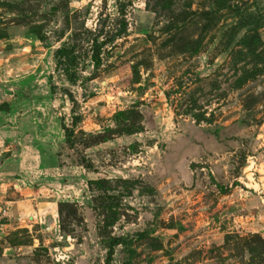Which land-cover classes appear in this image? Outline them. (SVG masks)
<instances>
[{"label": "rangeland", "instance_id": "rangeland-1", "mask_svg": "<svg viewBox=\"0 0 264 264\" xmlns=\"http://www.w3.org/2000/svg\"><path fill=\"white\" fill-rule=\"evenodd\" d=\"M264 264V0H0V264Z\"/></svg>", "mask_w": 264, "mask_h": 264}, {"label": "trees", "instance_id": "trees-1", "mask_svg": "<svg viewBox=\"0 0 264 264\" xmlns=\"http://www.w3.org/2000/svg\"><path fill=\"white\" fill-rule=\"evenodd\" d=\"M117 244H119L118 239H114L111 242V246H110V249H109V253H108L106 264H110V262L112 261V257L114 255V246H116Z\"/></svg>", "mask_w": 264, "mask_h": 264}]
</instances>
